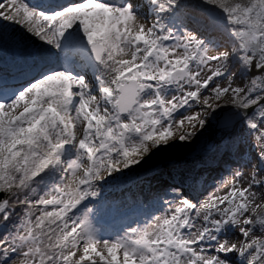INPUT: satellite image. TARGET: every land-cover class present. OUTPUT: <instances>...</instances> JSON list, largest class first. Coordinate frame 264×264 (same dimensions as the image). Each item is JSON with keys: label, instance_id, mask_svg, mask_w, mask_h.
I'll return each instance as SVG.
<instances>
[{"label": "snow or ice", "instance_id": "6c2138e0", "mask_svg": "<svg viewBox=\"0 0 264 264\" xmlns=\"http://www.w3.org/2000/svg\"><path fill=\"white\" fill-rule=\"evenodd\" d=\"M0 264H264V0H0Z\"/></svg>", "mask_w": 264, "mask_h": 264}]
</instances>
